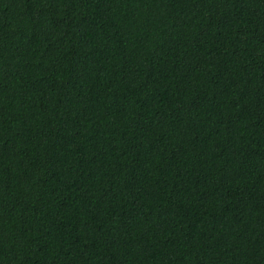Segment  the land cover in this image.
<instances>
[{"label": "trees", "instance_id": "trees-1", "mask_svg": "<svg viewBox=\"0 0 264 264\" xmlns=\"http://www.w3.org/2000/svg\"><path fill=\"white\" fill-rule=\"evenodd\" d=\"M0 264H264V0H0Z\"/></svg>", "mask_w": 264, "mask_h": 264}]
</instances>
